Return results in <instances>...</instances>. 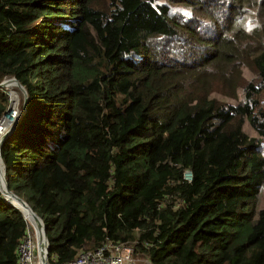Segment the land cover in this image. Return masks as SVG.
Instances as JSON below:
<instances>
[{
  "label": "trees",
  "instance_id": "trees-1",
  "mask_svg": "<svg viewBox=\"0 0 264 264\" xmlns=\"http://www.w3.org/2000/svg\"><path fill=\"white\" fill-rule=\"evenodd\" d=\"M11 77L28 98L5 178L49 262L113 242L150 264H264V0H0ZM27 232L0 195V264Z\"/></svg>",
  "mask_w": 264,
  "mask_h": 264
},
{
  "label": "built area",
  "instance_id": "built-area-1",
  "mask_svg": "<svg viewBox=\"0 0 264 264\" xmlns=\"http://www.w3.org/2000/svg\"><path fill=\"white\" fill-rule=\"evenodd\" d=\"M190 178L189 174H186ZM29 230V227H28ZM33 242L28 232L18 245V264H42L38 255L32 253ZM47 264H133V250L131 246L124 243L108 242L93 250H82L67 262L58 263L56 259L48 260Z\"/></svg>",
  "mask_w": 264,
  "mask_h": 264
},
{
  "label": "rangeland",
  "instance_id": "rangeland-1",
  "mask_svg": "<svg viewBox=\"0 0 264 264\" xmlns=\"http://www.w3.org/2000/svg\"><path fill=\"white\" fill-rule=\"evenodd\" d=\"M151 2L154 5H158V4H162V3H165L166 4V3H168V0H151ZM175 7H178V8H187V7H184V6H181V5H177ZM250 25L253 26V24H252L251 21H250ZM244 73H245L246 76L248 75L246 71ZM13 86H14V84L11 83V84H7L6 87H3L7 91V93H8V98H9V95H10V90H12ZM13 89H14V91H16V93H17V95L19 97L18 106H17V108L19 110L20 107H21V105H22L24 96H23V93L17 87H14ZM259 99H260L261 103H264V89L262 90L261 96H260ZM10 102H11V97L9 99V106L11 105ZM16 104L17 103L13 101V105H16ZM17 115H18V112L15 113L14 118H12L11 116H6V118H4V119L2 118L3 120L1 119V121H0V135L2 133L6 132V128L11 125V123L14 121V119L16 118ZM0 142H1V136H0ZM3 190L5 191V185H4L3 171H2V176H1V180H0V191L2 192ZM1 192H0V195H1ZM1 197H2V195H1ZM261 206H264V185L261 188V191H260V194H259V197H258V202H257V207H261ZM26 221H27L28 227H29L28 234L31 237V240H32L33 245H34L35 244V239H33L34 237L32 235V229H31V226H30V224L32 223V221L30 219H26ZM40 239L41 238H39V240H38L39 241L38 242L39 257H40V254H41L40 253ZM133 258H134L133 264H150V262L144 256H136V255H133ZM40 259L42 261L43 257L41 256Z\"/></svg>",
  "mask_w": 264,
  "mask_h": 264
},
{
  "label": "water",
  "instance_id": "water-1",
  "mask_svg": "<svg viewBox=\"0 0 264 264\" xmlns=\"http://www.w3.org/2000/svg\"><path fill=\"white\" fill-rule=\"evenodd\" d=\"M9 82H15L16 83V85H17V88L23 93V96H24V98H23V102H22V108L21 109H19L18 110V113H19V116H18V119L16 120V122H15V124H14V126H13V128H12V130L11 131H13L14 130V128L17 126V124L19 123V121H20V119L22 118V116H23V114L25 113V109H26V106H27V93H26V90H25V88L21 85V83L17 80V79H15L14 77H11V78H6V79H4L3 81H1L0 82V87H6V84L7 83H9ZM11 111V109L10 108H8V110L5 112V114L4 115H7V114H9V112ZM10 131V132H11ZM9 132V133H10ZM9 133H7L4 137H3V140H2V142H1V144H0V160H1V162H2V166H3V175H4V184H5V191H7V192H9V194L12 196V197H14V198H16V199H18V200H20L24 205H26L29 209H30V211L33 213V215H34V217H35V219L39 222V229L42 231V234H43V236L45 237V239H46V249H45V253H44V257H43V259H42V264H47V256H48V250H49V244H48V239H47V237H46V234H45V226H44V223H43V221L41 220V218L32 210V208L28 205V203L23 199V198H21L20 196H18V195H16L14 192H12L10 189H9V187H8V184H7V181H6V178H5V166H4V163H3V161H2V158H1V146H2V143H3V141L5 140V138L9 135ZM1 192V191H0ZM1 195H2V198H3V200L6 202V203H8L9 205H11V206H13L14 208H16L19 212H21V214L23 215V217H24V214L22 213V211L19 209V208H17L5 195H4V193H2L1 192ZM3 196H5V197H3ZM25 218V217H24ZM32 253H33V255H36L37 254V249H36V247L35 246H33V248H32Z\"/></svg>",
  "mask_w": 264,
  "mask_h": 264
},
{
  "label": "bare ground",
  "instance_id": "bare-ground-1",
  "mask_svg": "<svg viewBox=\"0 0 264 264\" xmlns=\"http://www.w3.org/2000/svg\"><path fill=\"white\" fill-rule=\"evenodd\" d=\"M11 83H13L15 86L14 87H17V85H16V83L15 82H9V83H7V84H11ZM7 84H6V86H7ZM11 91V90H10ZM10 96L11 95H9V99H10ZM17 99H19V97H17ZM15 102V101H14ZM17 103V102H16ZM10 106H9V108L11 109V111L9 112V114H7V115H4L3 116V119L4 118H6V116H11L12 118H14V116H15V113L16 112H18V108H17V106H18V103L16 104V105H13L12 104V102H10ZM18 116H19V113H18V115L16 116V118L14 119V121L11 123V125L10 126H8L7 128H6V132H4V133H2L0 136H1V142H2V140H3V137L7 134V133H9L11 130H12V128H13V126H14V124H15V122H16V120L18 119ZM2 119V120H3ZM1 142H0V144H1ZM2 171H3V166H2V162H1V160H0V180H1V176H2ZM3 179H4V175H3ZM2 183V182H1ZM3 184V183H2ZM5 185V184H4ZM5 192V193H4ZM2 193H4V195L17 207V208H19L21 211H22V213L24 214V217L26 218V219H30L31 221H32V223L30 224V226H31V229H32V235H33V239H35V244H34V246L36 247V249H37V251H38V240H39V238H41L40 239V257L42 256V257H44V253H45V249H46V239H45V237L43 236V234H42V231L39 229V222L35 219V217H34V215H33V213L30 211V209L26 206V205H24L20 200V202H21V204L23 205V206H25L28 210H26L25 208H22L18 203H17V200L18 199H16V198H14V197H12L10 194H9V192H7V191H2ZM4 196V197H5ZM31 232V231H30ZM38 255H39V252H38Z\"/></svg>",
  "mask_w": 264,
  "mask_h": 264
}]
</instances>
